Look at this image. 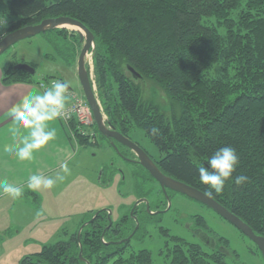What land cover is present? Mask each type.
Masks as SVG:
<instances>
[{"label":"trees","instance_id":"1","mask_svg":"<svg viewBox=\"0 0 264 264\" xmlns=\"http://www.w3.org/2000/svg\"><path fill=\"white\" fill-rule=\"evenodd\" d=\"M2 1L7 2L3 16L11 18L6 34L46 18L83 22L95 35L94 79L110 122L130 133L142 131L160 153L167 175L212 191L213 198L264 236V0ZM47 32L66 41L74 37L69 57L78 59L81 42L75 31ZM13 67L3 68L4 85L38 84L34 74ZM147 81L155 85L149 98L143 87ZM69 128L89 146L90 136L82 135L75 121ZM152 128L159 135H152ZM93 130L99 133L96 124ZM225 145L239 156L233 178L244 174L249 180L236 185L230 179L217 194L200 181L197 170ZM95 214L69 237L46 243L19 264H155L152 250L132 247L133 240L150 234L143 227L150 215L141 217L136 230L137 221L125 211L118 236L110 228L105 231L108 209ZM198 224L208 228L204 220ZM160 231L169 239L161 251L167 264H226L231 256L227 249L210 251L169 229Z\"/></svg>","mask_w":264,"mask_h":264},{"label":"rangeland","instance_id":"2","mask_svg":"<svg viewBox=\"0 0 264 264\" xmlns=\"http://www.w3.org/2000/svg\"><path fill=\"white\" fill-rule=\"evenodd\" d=\"M6 7V1L0 2V23L3 25L2 36L6 34L11 20V18L6 17L7 15L3 16V10ZM68 29L73 30L70 27ZM73 40L74 37L70 38L69 41L65 39L61 40V38H57L52 32L40 33L21 40L0 56V71L5 66H10V64L16 65L25 61L36 68L35 79L40 80L44 74L54 75L75 92L84 95L78 77L77 59L74 61L69 57L68 48L72 45ZM93 68L94 64H92ZM143 87L145 96L149 98L153 94L154 83L147 81L143 84ZM157 96L161 97L160 100L162 102H166V97H164L162 91L159 92L157 90ZM134 136L157 154V148L142 131L136 130ZM116 158L118 157L114 149L107 145L102 149L87 146L66 170L50 176V178L55 180L52 188H39L42 193L40 194V199H43L41 200L42 207L49 206L50 209L59 210V207L67 205L72 209L71 211H78L88 205V209L85 207L86 211L89 210L85 218H89L93 212L108 209L111 212L112 220L117 221L122 212L127 211V208H130L134 204L136 196L132 190L130 172L121 159L117 160V165L124 168L126 181L122 182L123 177L117 171L110 184L102 185L100 183L99 178L102 167L108 164L110 160ZM192 201L189 198L181 200L183 211L188 215L193 213L201 215L200 221H206L208 225L207 230L209 229L210 233H213L217 239L222 237L223 240L227 241L225 245L231 252V256L226 257V264H264L263 254L255 242L243 235L232 223L222 218L211 208L195 204ZM83 202H86V204L83 205ZM176 204L178 205V203ZM9 206L0 204V214L3 212L8 215ZM123 206L124 209H122ZM13 211L12 209V215H14ZM160 227L169 229L171 234L182 236L188 241L200 242L204 249L211 251L207 243L188 236L185 226L179 223L175 224L172 214H166L164 215V219L150 230V234L146 236V239L143 241H132V247L137 250L141 248L152 250L155 264H167L165 255L161 251L165 249V245L169 239L162 235ZM59 234L53 238L52 242L67 238L62 232ZM46 241L48 242L47 236L39 235L33 237L32 235H27V229H24L13 240H8V238H5L0 233V264H19L21 258L24 256L40 251L43 248L42 246L46 244Z\"/></svg>","mask_w":264,"mask_h":264},{"label":"crops","instance_id":"3","mask_svg":"<svg viewBox=\"0 0 264 264\" xmlns=\"http://www.w3.org/2000/svg\"><path fill=\"white\" fill-rule=\"evenodd\" d=\"M46 75L48 74H44L41 78ZM43 92L38 84L33 83H15L6 86L2 83V71H0V181L22 189V194L16 198L0 191V204L11 205L8 215L3 212L0 214V233L8 240H13L27 229V235L47 236L46 243H54L53 238L60 235V232L66 237L75 233L89 211L85 210V207L88 209V205L78 211H71L72 209L67 205L59 207V210L50 209L49 206L42 207L41 191L27 186L32 175L50 177L66 170L87 148L80 143L64 121L55 118L48 122L49 127L56 130L54 139L40 149L34 150L30 160H20L16 156V150L21 146L20 141L27 135L28 129L15 123L10 115L11 109L25 96L43 94ZM9 148L11 151L6 150ZM85 204L86 202H83V205Z\"/></svg>","mask_w":264,"mask_h":264},{"label":"water","instance_id":"4","mask_svg":"<svg viewBox=\"0 0 264 264\" xmlns=\"http://www.w3.org/2000/svg\"><path fill=\"white\" fill-rule=\"evenodd\" d=\"M69 26L76 27L70 28L73 29L72 31L76 32V34L79 36V41L81 42V48L77 59L78 77L83 89L84 96L93 110L94 118L99 132L98 134H101L108 139H114L130 147L137 154L140 163L150 172V174L161 184L163 188H168L180 192L214 210L218 215L232 223L245 236L255 242L264 257L263 235L256 234V232L250 225H248L244 220H242L239 216L234 214L231 210L222 205L212 196L207 195L204 191L198 189L197 187H194L184 181L175 179L164 173L143 148L127 138L122 132L117 129L115 125L110 122L98 97L94 73L92 69V61L95 55V35L83 22L70 16H59L54 18H46L40 23L17 28L0 38V56L10 47L21 40L53 29L68 28ZM13 68L15 70L26 71L30 74L36 73V68L25 61L17 63ZM130 70L133 72L135 77L140 76L133 68L130 67ZM111 145L114 149L118 150L113 141L111 142ZM99 179L101 180V178ZM98 213L99 211L96 212L95 216ZM108 218L111 225L113 220L111 218L110 211ZM80 231L78 233L79 235Z\"/></svg>","mask_w":264,"mask_h":264},{"label":"flooded vegetation","instance_id":"5","mask_svg":"<svg viewBox=\"0 0 264 264\" xmlns=\"http://www.w3.org/2000/svg\"><path fill=\"white\" fill-rule=\"evenodd\" d=\"M117 129L122 132L127 138H129L130 140L138 144V146L143 148L158 165V167L162 170L160 166V153L158 152V150L156 154L147 145H144L142 141L136 139L134 133H130L126 130H123V128ZM112 141L115 143L118 150L112 147ZM89 142L90 144L88 147L102 149L105 145H107L113 148L117 157L119 158L110 160L108 164H105L102 167L100 173V183L102 185L110 184L115 172L117 171H119L123 177L122 182L126 181L125 170L124 168L117 165V160L121 159L125 167L130 172V175L132 177V190L136 196V201L130 208H127V211L137 221L136 227H134L136 228V230H138L142 225V223L140 222L142 220L141 217H146V215H150L151 222H149L148 225H143L144 228H147L148 226L150 231L156 225V223H152V221L161 222L164 219V215L172 214L173 222L175 224L179 223L185 226V228L187 229L186 231L188 232V236H192L195 239H200L202 242L207 243L208 247H210L211 250L223 252L226 251L227 248L225 244L218 242L216 240L217 238H215L213 233H210L209 229H204L198 224L199 220L201 219V215L193 213L191 215L189 214V216L185 211H183V208L181 207V200L187 198L193 200L192 202H194L195 204L204 205L203 203L191 197H188L180 192L168 188H163L161 184L150 174V172L140 163L137 154L130 147L114 139H108L106 137H103L101 134H96L93 138H90ZM176 203H178V205ZM122 209H124V206L122 207ZM124 212L125 211L122 212L120 218L117 221H113L111 225L109 223V225L105 228V231L110 228L109 232L113 234H118L119 236V234H121V232H119L121 227L120 225H118V222H120V220L122 219ZM228 253L231 252L229 251Z\"/></svg>","mask_w":264,"mask_h":264},{"label":"clouds","instance_id":"6","mask_svg":"<svg viewBox=\"0 0 264 264\" xmlns=\"http://www.w3.org/2000/svg\"><path fill=\"white\" fill-rule=\"evenodd\" d=\"M2 27L3 25L0 24V28ZM0 38H2V33H0ZM65 93L66 85L57 81L43 94H29L11 109L10 115L14 118L15 123L28 129L27 135L23 136L20 141L21 146L16 150V156L20 160H30L34 150L40 149L55 138L56 130L50 128L48 122L62 115L66 101ZM151 131L152 135H159L157 128H152ZM6 150L11 151L10 148ZM238 163L239 156L236 149L225 145L209 157L207 167L198 168L199 179L203 184L209 185L217 194L223 191L226 181L230 179H234L236 185L244 184L249 180L247 175L240 174L233 178V172ZM54 184L55 180L50 177L32 175L27 186L35 190L40 187L52 188ZM0 191L13 198L22 194L20 187L3 181H0ZM206 194L211 196L213 192L208 191Z\"/></svg>","mask_w":264,"mask_h":264},{"label":"built area","instance_id":"7","mask_svg":"<svg viewBox=\"0 0 264 264\" xmlns=\"http://www.w3.org/2000/svg\"><path fill=\"white\" fill-rule=\"evenodd\" d=\"M2 28H0L1 33ZM57 81L62 82V80H58L56 77H43L39 80L38 86L46 91L52 86L53 83ZM65 95V108L62 112V115L57 118L64 121L68 126L71 121H75L77 123L79 132L82 135H88L90 136V138H93L96 135L93 130V127L95 125V118L93 110L86 100L85 96L82 94H78L73 89L68 87H66Z\"/></svg>","mask_w":264,"mask_h":264},{"label":"bare ground","instance_id":"8","mask_svg":"<svg viewBox=\"0 0 264 264\" xmlns=\"http://www.w3.org/2000/svg\"><path fill=\"white\" fill-rule=\"evenodd\" d=\"M69 27L76 28L75 26H69ZM77 29H78V28H77Z\"/></svg>","mask_w":264,"mask_h":264}]
</instances>
